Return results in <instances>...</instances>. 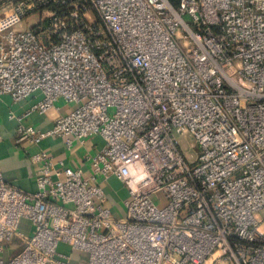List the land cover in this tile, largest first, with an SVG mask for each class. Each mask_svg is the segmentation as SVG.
Masks as SVG:
<instances>
[{"label":"built area","instance_id":"built-area-1","mask_svg":"<svg viewBox=\"0 0 264 264\" xmlns=\"http://www.w3.org/2000/svg\"><path fill=\"white\" fill-rule=\"evenodd\" d=\"M0 94L70 105L17 127L37 190L0 163V264H264V0H0ZM97 134L90 172L29 150Z\"/></svg>","mask_w":264,"mask_h":264},{"label":"crops","instance_id":"crops-1","mask_svg":"<svg viewBox=\"0 0 264 264\" xmlns=\"http://www.w3.org/2000/svg\"><path fill=\"white\" fill-rule=\"evenodd\" d=\"M35 101L36 98L33 96L14 101L10 94H0V163L4 176L14 185L31 191L37 190L36 166L33 164L28 150L17 143V127L22 121L42 130H48L54 126L59 115L70 109V105L61 100L47 113H28ZM104 144L103 137L98 134L83 142L75 141L73 147H69L63 137L48 136L43 139L40 145H31L29 150L34 152L40 148L47 149L57 161L63 160L66 165L72 167L83 166L90 172L93 157ZM105 189L109 201L110 195L120 199L121 192L117 189L114 190L109 183L106 184ZM30 226V222L25 219L23 229L30 230Z\"/></svg>","mask_w":264,"mask_h":264},{"label":"rangeland","instance_id":"rangeland-1","mask_svg":"<svg viewBox=\"0 0 264 264\" xmlns=\"http://www.w3.org/2000/svg\"><path fill=\"white\" fill-rule=\"evenodd\" d=\"M36 17V15L34 16ZM28 21L29 18L25 19L22 24H20L19 26H17V28H26L28 26ZM179 139H180V143L182 146V150L184 152V154L186 155V157L188 158V160L191 162L194 160V158L197 155V149L192 147V142L193 139H191V136L189 134H179ZM111 181V182H110ZM109 181L110 186L113 187L114 190H118L121 192V196L120 199H117L116 197L110 195V202L112 203V205L114 206V213H116L117 215H124L125 209H124V198L128 195V188L118 179L112 178ZM60 251L71 255L72 259L74 262L76 263H80L81 262V256L84 258H86L87 254L81 251H75L72 248H70L69 246H67L66 244L61 245L60 247Z\"/></svg>","mask_w":264,"mask_h":264}]
</instances>
